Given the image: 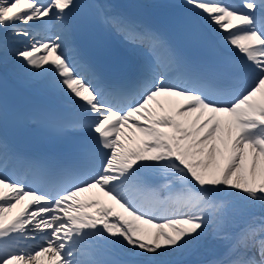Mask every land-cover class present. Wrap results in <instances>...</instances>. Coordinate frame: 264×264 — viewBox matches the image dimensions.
Returning <instances> with one entry per match:
<instances>
[{
    "label": "snow or ice",
    "instance_id": "6c2138e0",
    "mask_svg": "<svg viewBox=\"0 0 264 264\" xmlns=\"http://www.w3.org/2000/svg\"><path fill=\"white\" fill-rule=\"evenodd\" d=\"M186 4L220 33L218 59L194 66L159 30L97 6L105 28L141 52L135 73L113 81L80 58L77 0H0V56L73 104L63 130L83 136L71 160L50 161L0 135V264H126L111 258L120 246L157 257L195 246L199 264H264V0ZM53 22L60 30L42 35ZM161 97L173 105L163 115L152 106L164 111ZM92 189L120 211L82 202ZM143 225L157 231L146 238Z\"/></svg>",
    "mask_w": 264,
    "mask_h": 264
},
{
    "label": "bare ground",
    "instance_id": "6f19581e",
    "mask_svg": "<svg viewBox=\"0 0 264 264\" xmlns=\"http://www.w3.org/2000/svg\"><path fill=\"white\" fill-rule=\"evenodd\" d=\"M60 30L59 28V25L55 22H53L52 24H49L47 26H45L43 29H41V34L42 35H54L56 32H58ZM9 47L11 48L12 45L9 43ZM0 62L2 64V66L18 81L20 82L21 84H28V85H32L34 87H36L38 85V82L40 80V77H33V76H30L26 73H24L17 62H15L11 56H9L7 58V61L5 62L2 58V56H0ZM38 88L40 90H38L39 92L41 93H49V92H52L50 90H46L44 89L45 88V85L44 84H41L38 86ZM52 90V89H51ZM158 99H162L163 101L160 102L164 105H166L167 107L169 108H173V105L169 103V101L166 99V98H158ZM154 106L156 109H159L158 105L156 104V102H153ZM130 142V141H128ZM103 197H105L103 195V193H101ZM107 198V197H105ZM22 202V201H21ZM20 203L16 204V206L11 209V211H6L5 212V219L7 222H11V218L15 219L19 214V210L21 209L20 208ZM26 203H27V200H26ZM29 211H31V209H29ZM257 212H259V209H256ZM143 228V232L145 235H147L148 233H151V234H155V232L157 231V229H155L154 227H152L151 225H143L142 226ZM32 243V242H31ZM195 248V246H190V249L188 251H185V252H176V253H172V254H181V258L184 257H189V258H201L203 256H206L205 255V252L201 249L199 251H196V250H193ZM172 254H167V255H162V256H158V257H163L162 259H167L165 258V256L171 258L172 259H175V257L172 255ZM39 264H49V261L47 259V257H41L40 259V262Z\"/></svg>",
    "mask_w": 264,
    "mask_h": 264
}]
</instances>
